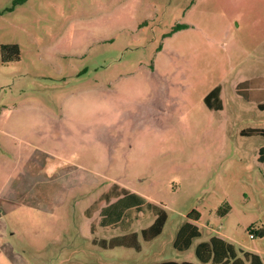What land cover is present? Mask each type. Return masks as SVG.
<instances>
[{
  "label": "rangeland",
  "instance_id": "1",
  "mask_svg": "<svg viewBox=\"0 0 264 264\" xmlns=\"http://www.w3.org/2000/svg\"><path fill=\"white\" fill-rule=\"evenodd\" d=\"M10 44L0 264L196 261L211 236L264 261V137L242 134L264 128V0H0ZM216 87L220 110L204 100ZM129 193L165 210L161 233L140 251L92 244L124 233ZM192 210L200 236L182 252L172 243ZM127 215L128 231L155 218Z\"/></svg>",
  "mask_w": 264,
  "mask_h": 264
},
{
  "label": "trees",
  "instance_id": "2",
  "mask_svg": "<svg viewBox=\"0 0 264 264\" xmlns=\"http://www.w3.org/2000/svg\"><path fill=\"white\" fill-rule=\"evenodd\" d=\"M0 55L1 61L7 62L11 59L17 58L19 55L18 46L15 44L10 45H0ZM256 81V80H255ZM262 83V82H261ZM219 92L220 88H214L210 93L205 96V102L208 107L215 108L220 110V100H219ZM216 99V104L210 102L211 97ZM256 107L259 110H264V100L257 101ZM242 134L245 135H262L264 137V128L262 127H247L242 130ZM258 161L263 163L264 165V146L259 148V154L257 157ZM121 205L125 208L124 211V224H119L124 227L123 234L114 235L109 238H93L92 244L98 245L101 248L110 249L116 246H124L127 248H133L136 251H140L141 244L138 241V234L136 232H126L128 231L133 218L131 220L130 216L127 215L129 211L135 210L137 212L143 211L144 206H146V210L149 209V213H153L155 218L153 222L140 230V235L145 241H149L159 235L162 231V228L166 221V212L163 208L154 205V204H146L144 199L135 194L129 193L126 194L120 200ZM229 206L226 205L222 210H220L221 214H225L228 212ZM117 214V213H115ZM113 217V221L116 222V219L120 220L119 215H115ZM188 220H198L200 217V213L196 210H192L187 214ZM131 220V221H130ZM185 221L178 229L175 238L173 240V247L177 250H186L189 248L191 241L194 237H198L200 235V231L198 227L191 221ZM103 221V220H102ZM112 221V222H113ZM258 235H263L264 232H257ZM242 256H237V252L230 242L219 236H211L207 241H202L198 243L195 247V255L199 261L203 264H264L263 259L254 252L249 251H240ZM150 264H195L189 261L177 262V261H163L156 262Z\"/></svg>",
  "mask_w": 264,
  "mask_h": 264
},
{
  "label": "crops",
  "instance_id": "3",
  "mask_svg": "<svg viewBox=\"0 0 264 264\" xmlns=\"http://www.w3.org/2000/svg\"><path fill=\"white\" fill-rule=\"evenodd\" d=\"M187 220H188V219H186V221H187ZM188 221H191V222L194 223V222H197L198 220H195V221L188 220ZM184 222H185V221H184ZM184 222H183V223H184ZM183 223H182V224H183ZM182 224H181V225H182ZM194 224H195V223H194ZM181 225H180V226H181ZM195 225H196V224H195ZM196 226H197V225H196ZM197 227H198V226H197ZM142 228H144V227H142ZM142 228H140L139 231H126V232H136V233L138 234V241L140 242V237H141V235H140V230H141ZM178 229H179V228H178ZM198 230H199V228H198ZM177 231H178V230H177ZM124 233H125V232H124ZM176 233H177V232H176ZM122 234H123V233H122ZM157 236H158V235H157ZM199 236H200V235H199ZM199 236H198V237H199ZM141 238H142V237H141ZM154 238H155V237H154ZM194 238H197V237H194ZM194 238H193V239H194ZM193 239H192V240H193ZM142 240L145 241L143 238H142ZM151 240H152V239H151ZM149 241H150V240H149ZM191 242H192V241H191ZM200 242H202V241H200ZM200 242H198V243H200ZM198 243H197V244H198ZM140 244H141V242H140ZM197 244H196V245H197ZM190 245H191V244H190ZM196 245H195V247H196ZM172 246H173V243H172ZM195 247H194V254H195ZM140 250H141V249H140ZM186 250H187V249H186ZM186 250H179V251L184 252V251H186ZM240 254H241V255H238V254H237V256H240V257H241V256H242V253L240 252ZM195 257H196V255H195ZM169 260H171V261H177V262L189 261V260H174V259H169ZM169 260L167 259V260H163V261H169ZM163 261H160V262H163ZM189 262H193V263H195V264H203L201 261L198 260L197 257H196V261H189ZM153 263H156V262H153ZM149 264H150V263H149Z\"/></svg>",
  "mask_w": 264,
  "mask_h": 264
},
{
  "label": "built area",
  "instance_id": "4",
  "mask_svg": "<svg viewBox=\"0 0 264 264\" xmlns=\"http://www.w3.org/2000/svg\"><path fill=\"white\" fill-rule=\"evenodd\" d=\"M250 236H251V237H253V236H254V234H253V233H251V234H250Z\"/></svg>",
  "mask_w": 264,
  "mask_h": 264
}]
</instances>
